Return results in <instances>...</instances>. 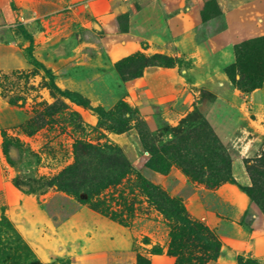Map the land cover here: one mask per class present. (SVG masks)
Listing matches in <instances>:
<instances>
[{
  "label": "rangeland",
  "instance_id": "obj_1",
  "mask_svg": "<svg viewBox=\"0 0 264 264\" xmlns=\"http://www.w3.org/2000/svg\"><path fill=\"white\" fill-rule=\"evenodd\" d=\"M263 36L264 0H0V222L9 224L0 230V264L23 252L35 264H174V222L149 203L142 180L211 230L220 251L206 264H264V215L239 188L264 180V165L250 161L264 155V78L246 93L224 72L238 44ZM135 53L176 63L122 81L114 64ZM49 76L87 106L45 86ZM57 98L84 124L73 129L58 118L25 132ZM178 137L211 145L190 155L202 180L165 152ZM77 140L107 146L133 168L94 197L106 215L83 203V192L75 198L49 186L74 162ZM84 160L90 177H111L99 169L103 159ZM225 162L235 184L206 186Z\"/></svg>",
  "mask_w": 264,
  "mask_h": 264
},
{
  "label": "trees",
  "instance_id": "obj_2",
  "mask_svg": "<svg viewBox=\"0 0 264 264\" xmlns=\"http://www.w3.org/2000/svg\"><path fill=\"white\" fill-rule=\"evenodd\" d=\"M23 34L26 32L22 30ZM235 63L228 66L224 72L233 86L243 92H250L259 89L264 78V36L255 39L246 40L235 47ZM176 63L172 57L163 56L161 54H153L145 56L135 53L131 56L124 57L114 64V70L122 81L134 79L141 76L142 70L147 66L171 67ZM47 86L49 89L56 91L61 97L68 99L70 102L87 106L86 99L79 95H74L66 91H60L53 83V78L49 76ZM35 115L26 123L25 128L28 134L53 123L55 119L61 118L62 122L73 129H79L83 123L82 119L75 112L68 111L67 105L59 98L50 104H43ZM97 113L102 117L101 110ZM203 138L207 139L206 136ZM202 138V140H203ZM204 141V140H203ZM74 147L75 160L72 164L62 169L49 183L50 187H56V190L63 191L68 195L78 196L79 192L85 194L82 201L87 204L90 209L106 215L107 211L103 210L102 201H94V197L106 189V187L116 185L120 179L133 171L132 166L125 157L120 153V157H114L111 149L107 146L93 147L89 144L75 141ZM175 145L167 148L165 152L171 154L173 159L181 168L183 173L191 176L195 180L200 179L202 166H197L196 159H191L190 155L198 156L199 151L194 152L196 147H206L211 149V145L205 142L202 146L201 142L195 143L189 137H178ZM119 155V154H118ZM101 158L105 165L99 167L101 172H107L110 178H93L90 177V162L86 159ZM213 158H216L213 155ZM220 159V156L217 157ZM224 160V159H221ZM255 161L259 165H264V155L257 157ZM229 162V161H228ZM198 168H196V166ZM88 167L90 169H88ZM225 173L218 181L207 182L209 188L216 187L220 183L235 184L233 177L229 172V163H224ZM142 190L149 203L166 218L171 219L174 225L169 232V243L167 253L175 258L174 264H206L208 261L215 260L220 251L218 240L215 238L211 230L202 223L191 220L185 211V208L179 199L170 198L163 191L146 180H142ZM241 192L245 193L249 200L253 202L264 215V180L256 181L251 177V185L239 187ZM7 225L0 222V230L7 229ZM20 244V243H19ZM19 244L17 246H19ZM21 245V244H20ZM17 249V248H16ZM25 249V248H24ZM152 253L158 255L161 253L160 247H153ZM29 253L23 252L21 256H17L20 261L12 260V264H35L33 259H29ZM15 259V258H12ZM137 264H147L141 257L137 258ZM237 264H258L254 260H244L238 257Z\"/></svg>",
  "mask_w": 264,
  "mask_h": 264
},
{
  "label": "crops",
  "instance_id": "obj_3",
  "mask_svg": "<svg viewBox=\"0 0 264 264\" xmlns=\"http://www.w3.org/2000/svg\"><path fill=\"white\" fill-rule=\"evenodd\" d=\"M248 181H245V184L247 183ZM247 184H249V183H247Z\"/></svg>",
  "mask_w": 264,
  "mask_h": 264
}]
</instances>
